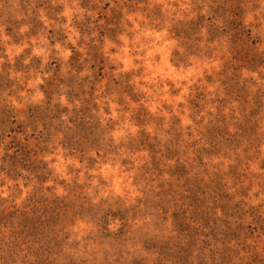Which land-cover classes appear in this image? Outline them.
Here are the masks:
<instances>
[{
    "label": "rangeland",
    "instance_id": "rangeland-1",
    "mask_svg": "<svg viewBox=\"0 0 264 264\" xmlns=\"http://www.w3.org/2000/svg\"><path fill=\"white\" fill-rule=\"evenodd\" d=\"M4 113L0 264H264V0H0Z\"/></svg>",
    "mask_w": 264,
    "mask_h": 264
},
{
    "label": "trees",
    "instance_id": "trees-1",
    "mask_svg": "<svg viewBox=\"0 0 264 264\" xmlns=\"http://www.w3.org/2000/svg\"><path fill=\"white\" fill-rule=\"evenodd\" d=\"M220 9H222V7H220ZM235 9H236L235 7L231 6L230 8H227L225 10L226 12H228L227 17L225 19V24H226L225 27L228 29L235 30V32L238 36L240 33L244 32V27H242V24L239 22L240 17L238 19V16H237ZM235 16L237 18H235ZM232 55H233V59L235 61L240 60L245 66H249L251 64V62H252V64L256 63L258 61V58L263 59V57L259 54V56L256 55L257 57L254 56L251 58V60H247V58L243 57V54L239 55L237 49L232 50ZM3 111H5V113H10V110H8L7 108L3 109ZM5 113L3 116L0 115V125L3 124V120H4V118H6ZM1 130H2V128L0 127V131ZM157 146H158V144H150L149 150L151 151L150 154H151L153 164L158 167V166L162 165L164 158L171 160L170 159L171 156L175 153H174V150L169 145H166V147L164 149H162V151ZM185 168H186V166L184 164H180L178 161V164L175 167L176 174L178 176H181V177H183V175H188L189 173L187 172V170H185ZM172 170H170V171H172ZM3 218H1L0 220H2Z\"/></svg>",
    "mask_w": 264,
    "mask_h": 264
}]
</instances>
